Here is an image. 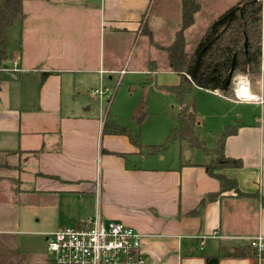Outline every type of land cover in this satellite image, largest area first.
Returning a JSON list of instances; mask_svg holds the SVG:
<instances>
[{"label":"crops","instance_id":"1","mask_svg":"<svg viewBox=\"0 0 264 264\" xmlns=\"http://www.w3.org/2000/svg\"><path fill=\"white\" fill-rule=\"evenodd\" d=\"M32 1L34 5L42 2L35 14L37 20L44 17L46 23L53 21L48 29L56 31L49 38L35 35L37 28L26 31L19 50H14L8 61L7 55L5 64L11 63V67L0 66V72H7L1 73L0 85L5 80L17 85L0 98V187H4L2 180L14 183V190L0 189V202L15 200L14 196L24 191V175H28V183L33 186L30 191L40 197H52L51 205L59 204L61 208L53 213V224L42 230L45 241L47 234L59 228L82 226L88 218L99 217L103 221H121L140 233L144 264H264L261 257L234 253L250 247L251 239L264 237V208L260 202L264 195V73L260 72L256 81L244 75L249 91L261 101L234 102L237 100L233 98V82L241 74L232 79L229 94L197 88L228 98L233 105L251 106L250 120H242V112L237 111L231 120L223 122L221 130L225 125L236 127L235 133L226 137L223 152L242 164L219 172L235 179L242 192L252 195L222 192L219 181L205 167L212 157L208 161L193 155L194 148L185 143L179 148L187 150L186 158L177 153L166 165L165 156L159 157V152L139 150L146 144L134 145L125 134L103 132V124L108 121L106 114L86 113L89 107L80 110L79 97L73 93L78 82L76 74L96 73L99 82L105 74L112 78L118 71L120 77V71H126L116 69V63L105 59L102 34L106 32L128 35L129 50L146 33V71L171 72L164 48L180 26L181 0H173L170 6L174 25L169 28L172 34L168 42L154 39L155 30L148 26L147 11L152 0H90L87 7L95 10L100 29L92 43L82 30L80 41L77 33L65 32L69 25L66 18L77 16L83 21L90 17L80 7L67 3L68 0ZM238 1L232 0L233 4L216 10L209 24ZM197 3L194 20L184 34L202 8ZM162 18L164 30L170 20L168 10ZM46 28L43 24L41 30ZM205 30L194 47L186 49L185 45L186 51L195 48ZM125 57L126 62L128 56ZM95 88H91V94ZM197 114L200 116L198 110ZM42 202L47 201L42 198ZM13 246L11 239L0 237V264H54L52 256L23 254L24 250L17 257ZM221 250L227 255L214 263L206 261L207 256H216Z\"/></svg>","mask_w":264,"mask_h":264},{"label":"rangeland","instance_id":"2","mask_svg":"<svg viewBox=\"0 0 264 264\" xmlns=\"http://www.w3.org/2000/svg\"><path fill=\"white\" fill-rule=\"evenodd\" d=\"M88 1L90 0L67 1L69 4H74L75 7H80L90 17H84L83 21L77 16L66 18V20L69 21V25L65 32H73L75 35L77 33L80 41V36L82 35L80 32L82 30L85 35H89V42L92 43L93 39H96V34L100 32V29L97 23L98 17L95 15V10L87 7ZM197 1L200 2L202 8L196 15L194 24L185 31L186 49L194 47L201 33L206 29L207 25L214 17V12L216 10L234 3L232 0ZM33 2L32 0L23 2V12L26 18L22 21H14L7 30V61L14 50H19L21 40L26 35V31L37 28L38 30L35 35L39 36L45 34L47 38L56 31L48 29L49 24L54 25L53 21L46 23L44 17L37 20L35 14L42 2L37 1L39 5H34ZM58 4H60V2H58ZM173 4V0L169 3L165 0L151 1L147 11V18L148 26L150 29L155 30L153 33L154 39L163 38V41L165 40V42H168L172 34V30L169 28L174 25L172 23L173 13L170 8ZM166 10L169 11L170 20L168 26L164 30H161L163 26L162 15L165 14ZM43 24L47 27L44 32L41 30ZM103 37L105 59L116 63L114 65L116 69L126 68V71H124L120 77L118 71L112 75V78H108V75L105 74L103 80L99 82V77L96 73L84 72L76 74V77H78L76 80L78 82L74 85L75 88H73V93L79 97L80 110L89 107V109L85 110L86 113L94 114L95 116L99 114L103 116L106 114L108 122H116L131 129L137 142H140L142 145L163 144L171 128L178 125L176 119L178 111L176 97L164 87V84L168 85L178 82V75L172 71L165 70H158L155 73L146 71V60L143 61V53L146 54L143 44L149 45V38L146 33L142 34L140 39L132 45L131 50L128 49L130 38L128 35L106 32L102 34V40ZM111 53L114 55L113 58ZM126 55L128 58L125 62ZM115 57H119V59L117 60ZM7 61L6 64H9ZM89 61H91V59ZM8 66L11 67V63ZM1 73L2 72H0V75ZM3 74H7V72L2 73V75ZM24 76L25 75H22L21 77ZM10 81L5 80L1 83L0 98L6 96L9 89L17 86ZM101 82H103L104 86L107 85L108 95L111 96L113 94L109 104H107L108 98L105 97L103 99L102 111L100 110L98 100L91 94V88L98 87ZM187 98H195L198 107L197 110L200 115L198 116V124L195 129L196 134L203 139L209 147L216 145L224 120H231L234 112L240 111L242 112V120H250L251 106L245 104L233 105L230 99L220 96L217 93L212 94L208 91L197 89ZM106 106L108 108L105 112ZM141 113L144 114V117L141 123H139L134 116ZM181 144H185V142L174 139L159 152V157L161 155L165 156L164 163H166V165H169V161H172L171 159H175L177 153L183 158H186L187 150L182 149L180 151L181 148H179V145L181 146ZM139 150L142 152L147 151V147L140 146ZM192 150L193 155L197 154L200 157H206L208 161L211 159L209 156H204L199 149L194 148ZM3 172L8 173V171L5 170ZM28 178V175H24V180H26L23 182L22 187L24 191L17 193L14 196L15 200L11 199L9 201L0 202V237H5L13 241L14 246L12 247V251L18 252L17 257H20L22 250H24L23 254L38 253L41 254L40 256H47L50 258L52 252L47 249V243L44 240V235H42V230L47 225L53 224V213L55 211L58 213L61 208L59 204L56 206L51 205L52 197H40L36 195L34 191H30L33 186L28 183ZM13 184L14 183L9 180H2L1 185L4 187H0V189L14 190ZM18 184L19 183H17L16 186H18ZM10 193L9 191V194ZM42 198L47 201V204L42 202ZM4 248L8 249L6 247Z\"/></svg>","mask_w":264,"mask_h":264},{"label":"trees","instance_id":"3","mask_svg":"<svg viewBox=\"0 0 264 264\" xmlns=\"http://www.w3.org/2000/svg\"><path fill=\"white\" fill-rule=\"evenodd\" d=\"M23 2L24 0H0L1 67L6 65L7 30L14 21H22L25 16ZM181 5L180 26L176 30L172 42L164 48L170 70L179 76L177 84L165 86L176 97L179 107L176 115L178 125L171 128L163 144L147 145V152L149 154L160 152L174 139L183 141L190 148H197L204 155L212 157L205 167L208 173L219 181L220 191L233 190L237 196H250L252 194L244 193L238 188L235 179L228 178L219 172L224 167H240L242 164L241 160L229 158L223 152L226 137L235 133L236 127L225 125L215 147L207 146L205 141L196 134L198 114L195 98L188 99L187 97L197 88L218 90L229 94L232 91V79L238 74L246 75L255 81L259 79L261 51L262 45H264V6H262L261 0H239L227 10L234 9L229 16L221 19L226 11L207 26L195 48L188 52L185 49L184 30L192 24L193 15L199 5L196 0H181ZM216 35L218 36L201 53L194 75L190 78L200 49ZM230 73V83L225 87ZM143 117V113L134 116L139 123ZM106 120L103 124V132L125 134L134 145H137V140L131 129ZM260 202L264 208V195L260 197ZM234 253L258 256L264 259V251H258L257 248L251 246ZM223 255H227V253L221 250L218 255L207 256L205 259L209 263H214Z\"/></svg>","mask_w":264,"mask_h":264},{"label":"built area","instance_id":"4","mask_svg":"<svg viewBox=\"0 0 264 264\" xmlns=\"http://www.w3.org/2000/svg\"><path fill=\"white\" fill-rule=\"evenodd\" d=\"M264 6V0H261ZM17 60L13 61L16 66ZM260 72L264 73V45H262ZM124 70L120 71L122 74ZM246 76H238L233 82V98L237 101H261L252 94ZM246 92V93H244ZM100 106L109 98L108 87L100 85L92 90ZM108 101V100H107ZM54 264H144L141 235L121 221H103L99 217L88 218L82 226L63 227L46 235ZM250 245L264 250V237L251 239Z\"/></svg>","mask_w":264,"mask_h":264},{"label":"water","instance_id":"5","mask_svg":"<svg viewBox=\"0 0 264 264\" xmlns=\"http://www.w3.org/2000/svg\"><path fill=\"white\" fill-rule=\"evenodd\" d=\"M233 10H234V9H231V10L227 11V12L221 17V19L226 18L227 16H229V15L233 12ZM221 19H220V20H221ZM217 36H218V35H216L213 39H211V40L208 41L206 44H204L203 47L200 49V51H199V53H198V55H197V58H196V62H195L194 68H193L192 72L190 73V76H189L190 78H192L193 75H194V71H195V69H196L197 62H198V59H199L201 53L203 52V50H204L207 46H209V45L213 42V40H214ZM230 77H231V73H230V75L228 76V79H227V81H226L225 87H227L228 84L230 83ZM1 163H2V156H1V154H0V164H1Z\"/></svg>","mask_w":264,"mask_h":264},{"label":"bare ground","instance_id":"6","mask_svg":"<svg viewBox=\"0 0 264 264\" xmlns=\"http://www.w3.org/2000/svg\"><path fill=\"white\" fill-rule=\"evenodd\" d=\"M244 93H246V92H244Z\"/></svg>","mask_w":264,"mask_h":264}]
</instances>
